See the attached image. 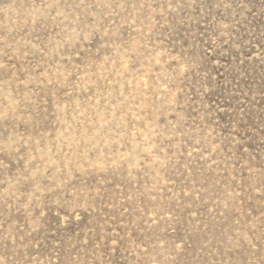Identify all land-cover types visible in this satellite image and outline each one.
Masks as SVG:
<instances>
[{
    "label": "rangeland",
    "instance_id": "374dc122",
    "mask_svg": "<svg viewBox=\"0 0 264 264\" xmlns=\"http://www.w3.org/2000/svg\"><path fill=\"white\" fill-rule=\"evenodd\" d=\"M0 264H264V0H0Z\"/></svg>",
    "mask_w": 264,
    "mask_h": 264
}]
</instances>
